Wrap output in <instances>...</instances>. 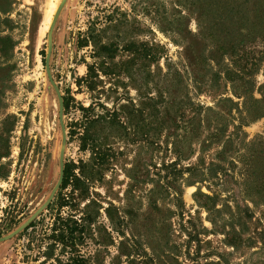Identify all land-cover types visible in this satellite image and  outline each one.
Segmentation results:
<instances>
[{"label": "rangeland", "instance_id": "374dc122", "mask_svg": "<svg viewBox=\"0 0 264 264\" xmlns=\"http://www.w3.org/2000/svg\"><path fill=\"white\" fill-rule=\"evenodd\" d=\"M248 1L254 34L212 24L215 0H0V264L65 260L44 256L53 216L83 207L87 264H264V187L245 180L264 149V0ZM88 28L114 58L80 45Z\"/></svg>", "mask_w": 264, "mask_h": 264}, {"label": "trees", "instance_id": "16d2710c", "mask_svg": "<svg viewBox=\"0 0 264 264\" xmlns=\"http://www.w3.org/2000/svg\"><path fill=\"white\" fill-rule=\"evenodd\" d=\"M247 2L249 1L242 0L241 3L237 4L236 0H224L222 3L220 2V0H215L213 12L216 13V15L213 17L214 22L212 24H217L218 22L226 23L232 21V19L235 17V19L237 20L241 19V23L238 26L237 31L242 32L243 30H246L245 34H247V32L248 34H254L253 29L252 31H250V29L245 26V24L243 23L242 14L240 13V11L243 10L241 9L242 5L244 6ZM98 36L99 34H95L93 28H88L86 30L84 37L80 41V45L86 46L88 43H92L95 46L96 49L95 53L97 54V56L104 55L108 59L114 58L115 51L117 49L116 46H114V44L112 43L100 44ZM121 48L125 51L133 53V55L138 56L140 58H147L152 55L150 52L152 48L143 42L136 43L134 41H130L124 44ZM93 72H94L93 65L87 64V74L84 77L80 78L81 80L86 81L87 87H91L92 85L90 78ZM80 79L77 80V83L80 81ZM260 94H261V98L257 100L255 99L253 101V104L257 105L260 104L261 102H264V94L261 90H260ZM62 99H63V108L64 110H66L69 106V101L72 98L65 96ZM253 111L255 113H252L250 111V115L253 116L257 115L256 118L264 116V105L256 106V109H254ZM258 153L259 154L256 153V155H252L253 157L252 162L250 165L248 164L249 168L245 180H250L252 184H255L254 186L264 187V165L262 170L258 169L259 160H262V163H264V149L260 150ZM73 167H74L73 164L64 165L63 178L61 183V188H63L66 184H70L72 186L71 188L72 192L79 187V183H80V178L76 176V174H73L72 172ZM257 183H259V185ZM200 195H204V194L200 192ZM79 196L83 198L82 192H80ZM204 196L210 199L209 196L206 195ZM70 199L60 196L57 198L56 201H54V204H57V208L59 210L65 205L68 204L71 205L72 203ZM52 205L53 202H51L47 206V209L50 208ZM72 205L74 207H77V203ZM83 208H81L82 211ZM81 210L79 208L76 209L69 208L65 216H62L59 211L56 212L55 215L53 216V222L50 228L51 232L48 235V238L51 239V243L48 244L47 249L44 252V256L50 259L52 257V251H53L52 249L54 248L55 245H58L59 252L61 254L67 255L65 260H60L59 258H56L55 259L57 261L56 264H87L86 261L88 258L87 257L85 258L83 257V255L79 254L78 248L93 218L86 211L82 212ZM78 212L80 214H78ZM33 224L34 222L30 223L28 227L33 226Z\"/></svg>", "mask_w": 264, "mask_h": 264}, {"label": "water", "instance_id": "95a60500", "mask_svg": "<svg viewBox=\"0 0 264 264\" xmlns=\"http://www.w3.org/2000/svg\"><path fill=\"white\" fill-rule=\"evenodd\" d=\"M54 20L55 18H53V20L51 21V24H50V30H49V33H48V38H49V45H50V33H51V29H52V26H53V23H54ZM46 64H47V59H46ZM59 107H60V112H59V116H61V111H62V99L61 97L59 96ZM62 175H63V168H62V165L60 167V178H59V182L62 180ZM49 203H47L48 205Z\"/></svg>", "mask_w": 264, "mask_h": 264}]
</instances>
